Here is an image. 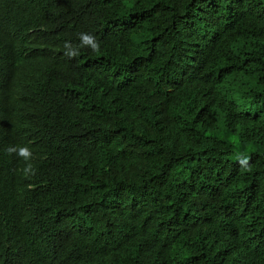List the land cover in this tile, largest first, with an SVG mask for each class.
I'll use <instances>...</instances> for the list:
<instances>
[{
  "label": "trees",
  "instance_id": "trees-1",
  "mask_svg": "<svg viewBox=\"0 0 264 264\" xmlns=\"http://www.w3.org/2000/svg\"><path fill=\"white\" fill-rule=\"evenodd\" d=\"M0 264H264V0H0Z\"/></svg>",
  "mask_w": 264,
  "mask_h": 264
},
{
  "label": "clouds",
  "instance_id": "clouds-1",
  "mask_svg": "<svg viewBox=\"0 0 264 264\" xmlns=\"http://www.w3.org/2000/svg\"><path fill=\"white\" fill-rule=\"evenodd\" d=\"M81 40H82V43L83 45H90L91 48L93 49V51H97L98 50V44H96L94 42V39L93 37H91L90 35H86V34H81ZM65 47H69L67 44L65 45ZM76 53L74 52H69L67 53V55L69 56H72V55H75ZM15 149H10L9 151H14ZM21 157H24V158H28L31 153L29 151V149L27 147H24V148H20L19 149V153H18ZM32 169V165L29 164L25 169V173H28L30 170ZM34 174V172H33Z\"/></svg>",
  "mask_w": 264,
  "mask_h": 264
}]
</instances>
